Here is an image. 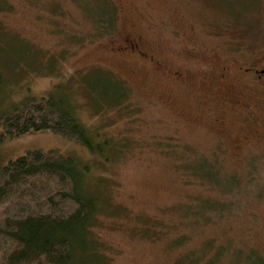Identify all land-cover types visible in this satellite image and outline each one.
<instances>
[{"label": "rangeland", "instance_id": "rangeland-1", "mask_svg": "<svg viewBox=\"0 0 264 264\" xmlns=\"http://www.w3.org/2000/svg\"><path fill=\"white\" fill-rule=\"evenodd\" d=\"M125 39L147 58L118 53ZM257 59L264 0H0V115L54 93L104 153L37 132L0 143V167L36 149L90 166L97 264L264 258V94L240 70Z\"/></svg>", "mask_w": 264, "mask_h": 264}, {"label": "trees", "instance_id": "trees-1", "mask_svg": "<svg viewBox=\"0 0 264 264\" xmlns=\"http://www.w3.org/2000/svg\"><path fill=\"white\" fill-rule=\"evenodd\" d=\"M113 19L114 9L113 17L100 22L103 29L111 31ZM114 81L122 92L115 99L119 105L130 91L123 82ZM37 132H54L104 154L101 145H94L88 128L54 93L29 96L0 115V143ZM89 167L78 170L75 157L41 149L28 150L0 167V264H71L75 257L78 264L104 260L103 255L89 254L103 245L86 238L100 196L80 190L76 178L77 170L85 177ZM244 250H232L240 252L237 263L250 264L245 260L248 257L257 261L253 264H264L255 248L241 257Z\"/></svg>", "mask_w": 264, "mask_h": 264}, {"label": "flooded vegetation", "instance_id": "flooded-vegetation-1", "mask_svg": "<svg viewBox=\"0 0 264 264\" xmlns=\"http://www.w3.org/2000/svg\"><path fill=\"white\" fill-rule=\"evenodd\" d=\"M118 53L123 55L139 56L141 59H146L147 56L140 50V43L138 41H133L130 39H125V41L118 46L116 49ZM152 61V60H151ZM264 65L262 60L257 59L252 63L248 61H243L240 70L248 79L251 78L255 86L264 94V68H261ZM228 69L225 67L223 69L224 73L220 75L222 79L225 78Z\"/></svg>", "mask_w": 264, "mask_h": 264}]
</instances>
